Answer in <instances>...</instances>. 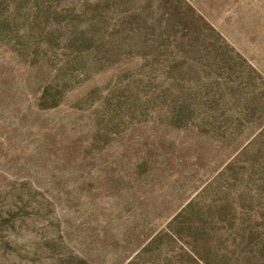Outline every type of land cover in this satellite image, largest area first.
<instances>
[{"label": "rangeland", "instance_id": "374dc122", "mask_svg": "<svg viewBox=\"0 0 264 264\" xmlns=\"http://www.w3.org/2000/svg\"><path fill=\"white\" fill-rule=\"evenodd\" d=\"M0 264H264V0H0Z\"/></svg>", "mask_w": 264, "mask_h": 264}]
</instances>
